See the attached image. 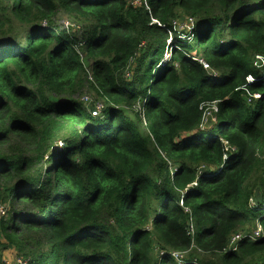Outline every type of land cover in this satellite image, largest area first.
Listing matches in <instances>:
<instances>
[{
	"label": "trees",
	"instance_id": "obj_1",
	"mask_svg": "<svg viewBox=\"0 0 264 264\" xmlns=\"http://www.w3.org/2000/svg\"><path fill=\"white\" fill-rule=\"evenodd\" d=\"M135 1L0 0V264H264V0Z\"/></svg>",
	"mask_w": 264,
	"mask_h": 264
},
{
	"label": "built area",
	"instance_id": "obj_2",
	"mask_svg": "<svg viewBox=\"0 0 264 264\" xmlns=\"http://www.w3.org/2000/svg\"><path fill=\"white\" fill-rule=\"evenodd\" d=\"M140 3H141V0H136L134 2V5H139ZM146 9H148L147 6H146ZM193 22L194 21L191 18H188L185 20V23H187L189 25V27H188L189 31H191V29L193 27L192 26ZM176 25H177V29L180 30L178 28L180 26L178 24H176ZM165 59L167 60L168 58H165ZM193 60L198 62L202 66L203 70L207 71L211 76H213V77L216 76V72L210 68V66L203 60L202 57H194L193 56ZM253 65L256 69H258L260 71L261 78L263 79L264 78V57L260 56V55H256L254 57ZM256 81H258L257 78H255L251 75L246 77V85H251L252 83H254ZM251 96H252L253 100H258V99L264 98V96L262 97L259 94H253ZM82 101L88 102V103L93 102V104H94L92 107L93 109L89 111V113L92 117H97L100 114L101 109H102V105L100 102L94 103V101L91 100L87 96L83 97ZM200 109L203 111L202 118H201V126H200L203 129L207 124L214 123L216 121L215 114H217V112H218L217 102L202 104L200 106ZM59 146H61V143L59 144ZM227 149H228V147H227ZM224 159H226V155H224ZM199 175H202V171L199 172ZM192 185L195 186L196 183H193ZM5 210H6V208H5ZM3 215H4V207H2L0 205V217ZM260 230H261V228L258 225L252 238H254V237L259 238ZM244 238H245V236L241 233H237V234L232 235V237L230 238V242H229L231 250L235 251L238 243ZM173 255L178 256L181 254L173 253ZM13 264H27V262L24 260L16 259L15 263H13Z\"/></svg>",
	"mask_w": 264,
	"mask_h": 264
},
{
	"label": "rangeland",
	"instance_id": "obj_3",
	"mask_svg": "<svg viewBox=\"0 0 264 264\" xmlns=\"http://www.w3.org/2000/svg\"><path fill=\"white\" fill-rule=\"evenodd\" d=\"M147 10V9H146ZM57 24H60V25H62V26H67L68 25V23H67V20L63 17L62 18V20L61 21H59V22H57ZM177 24L180 26V27H178L181 31H182V29H185V30H188V27H189V25L187 24V23H185V20H181V21H177ZM178 30V29H177ZM179 31V30H178ZM79 34H80V36H81V34H82V31L80 30L79 31ZM79 36V37H80ZM192 47H193V50H192V55H194V56H198V57H200L199 55H200V52H199V50H198V47H197V43L196 42H194V43H192ZM169 50V48H168V46H167V48H166V51H168ZM164 57L165 58H169V55L168 54H165L164 55ZM87 96H89V98L91 99V100H93V101H95V93H93V92H90V93H87L86 94ZM100 101V100H99ZM96 102H98V101H96ZM219 121H220V119H219ZM218 123V122H217ZM213 125V126H212ZM209 126H212V131H216V127H217V124H212V123H210L209 124ZM209 128V129H210ZM2 207H4V215L3 216H1L0 218H3V217H6L7 216V214H8V209H7V206L8 205H3V204H0ZM5 208H6V210H5ZM260 227V226H259ZM17 256H16V253H15V251L14 250H8V251H6V252H4L3 253V262H4V264H13V263H15V260L16 259H18V258H16ZM20 260H23V259H20Z\"/></svg>",
	"mask_w": 264,
	"mask_h": 264
},
{
	"label": "clouds",
	"instance_id": "obj_4",
	"mask_svg": "<svg viewBox=\"0 0 264 264\" xmlns=\"http://www.w3.org/2000/svg\"><path fill=\"white\" fill-rule=\"evenodd\" d=\"M185 20H186V19H185ZM193 25H194V22H193L192 26H193ZM184 30H185V29H184ZM187 31L190 32L189 29H188ZM255 56H256V55H255ZM255 56H254V57H255ZM260 56H261V55H260ZM200 57H201V56H200ZM164 59H165V57H164ZM165 60H166V59H165ZM253 62H254V58H253ZM253 66H254V65H253ZM217 107H218V106H217ZM215 118H216V114H215ZM214 123H215V122H214ZM214 123H212V124H214ZM16 256H17V255H16ZM16 258H18V259H23V258H20V257H18V256H17ZM23 260L27 262L26 259H23ZM27 264H28V262H27Z\"/></svg>",
	"mask_w": 264,
	"mask_h": 264
}]
</instances>
